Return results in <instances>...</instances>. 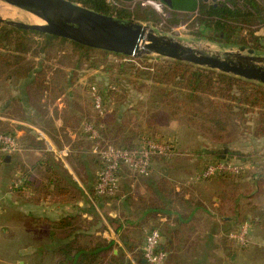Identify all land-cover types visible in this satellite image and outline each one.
Here are the masks:
<instances>
[{
	"label": "trees",
	"instance_id": "16d2710c",
	"mask_svg": "<svg viewBox=\"0 0 264 264\" xmlns=\"http://www.w3.org/2000/svg\"><path fill=\"white\" fill-rule=\"evenodd\" d=\"M70 1L99 14L136 23H148L156 29L162 27L163 19L152 9H139L132 13L118 5L135 0H118L121 3H113L110 0ZM175 2L177 9L170 10L167 7L170 10V17L167 20L169 27H178L183 23L184 19L180 13L196 11L198 14L196 24L199 25L196 33L198 39L216 43L223 49L246 47L259 55H264V34L256 35L258 29L262 28L264 31V4L261 0H224L217 3L206 0H175ZM35 37H39L42 42H35ZM58 45L73 47V51L79 57L77 69L81 67L82 61H87L88 70H97L104 74V76L97 77L100 83L97 78L90 80L86 86V92L91 98L92 87H96L103 97L106 116L112 112L115 113V119L112 121L95 122L98 127L103 125L102 136L115 147L132 150L140 145V141L136 142L128 136L121 121L123 113L138 111V107L131 108L127 101L135 96L132 95L133 91L136 94L139 92L138 86H143L144 82L150 83L156 93L147 96L145 92H140L145 94L144 100L149 102L151 99L147 106L150 107L151 116L156 118L157 122L161 119L167 125L186 117L194 126H208L214 133L229 135L233 133L232 130H239V122L256 117L260 126L255 136L260 139L264 138V84L162 57L149 56L134 59L85 47L56 36L21 30L0 23V80L18 84L19 92L37 102L43 99L45 103L54 106L56 101L64 96L61 98L65 107L63 120L68 125L72 126L75 123L79 111L76 101L80 95L71 91L74 85L70 78L72 73L58 71L50 74L52 68L48 63L51 60L52 51ZM94 53L99 56V59H96ZM110 55L128 59L130 62L114 64L108 61ZM153 60L161 61V63L156 66L151 63ZM130 85L132 90L128 88ZM115 99L118 100V104L116 108H113L112 103ZM147 131L150 132V128L143 127L136 134L137 140H142V137L146 138ZM85 135L88 136V134ZM226 144L228 143L223 144V147ZM227 148L224 150L221 147L219 150L209 151L210 154L206 151L204 156L211 159V162L203 169L213 163L231 162L229 157L233 155V152H229ZM255 155H249L246 159L244 158L245 160L243 159L244 165L248 162L251 166L247 170L238 175L223 174L219 177L230 175V179H235L239 184L250 180L251 187L253 186L251 192L264 194V154ZM50 159L47 157L45 161L48 168L54 166ZM123 173L124 170L120 171V178ZM138 178H141V183L148 188L151 198L147 199L142 194L137 198L139 205L136 211L137 221L130 223L132 225L143 226L144 229L145 226L148 227L149 224L155 223L157 214L167 216L171 220L176 205L184 203L190 207L194 204V200L189 196L190 190L179 186L164 174L155 175L152 169L150 176ZM55 183V177H53L51 184ZM28 184L26 180L25 187ZM233 187L237 188L236 185ZM120 192L119 190L115 197L109 199L120 200L124 196H121ZM93 194L100 208L101 204H106L107 198L98 196L96 192ZM241 195L239 191L232 193L227 198L228 201H222V203L229 206L230 203L238 202ZM261 211L263 213L251 219L252 226L256 225L257 219L264 221V207ZM225 218L228 222H232V218L228 216ZM225 218L224 221H226ZM177 220L182 226L185 225L183 222L187 219L181 216ZM107 221L116 233L124 227V223L122 224L118 219L108 218ZM235 224L237 225V222ZM241 226H235L236 228L231 232L237 231ZM172 235L176 239L179 238L178 232H172ZM46 245L50 249L49 252L55 256L57 264H143L144 260L142 242L139 244L133 242L128 246L126 244L127 250L135 261L133 263L122 252L114 254L116 248L114 241L86 234L81 223L77 225L75 219L70 217L51 223Z\"/></svg>",
	"mask_w": 264,
	"mask_h": 264
},
{
	"label": "crops",
	"instance_id": "0c3cea01",
	"mask_svg": "<svg viewBox=\"0 0 264 264\" xmlns=\"http://www.w3.org/2000/svg\"><path fill=\"white\" fill-rule=\"evenodd\" d=\"M10 85L8 81L0 80V88L9 89ZM15 88V91L9 89L8 96V93L0 96V133L14 136L20 148L15 154L0 153V264H57L55 256L46 245L48 232L51 223L66 217L74 218L77 225L81 223L86 234L114 241V254L122 252L135 263L126 248V244L131 245L134 241L128 238L131 236L122 238L121 232L132 226L136 227V224L130 223L137 221L136 214L133 213L139 207L137 198L125 195L115 203V209H111L114 204L111 199H107L106 204H101V208L94 200L93 193L101 163L93 153L94 142L85 135L83 124H96L95 121L88 120L87 115L78 111L75 123L68 125L63 120L65 107L61 98L64 96L53 106L43 99L37 102L27 98L24 93L19 92L18 84ZM95 118L103 122L96 115ZM47 157L54 164L51 168L45 163ZM177 157L179 155L175 159ZM169 161L155 160V175L164 174L174 181L184 179L181 170L171 171V166L158 165ZM53 177L56 181L54 185L51 184ZM20 180L21 185L18 183ZM26 180L29 184L25 187ZM189 181L191 177L181 186L191 189L189 196L196 199L194 204L190 207L184 203L176 205L171 220L157 214L154 223L156 229L161 230V248L167 253L166 264H223V253L217 248V240L222 236L224 228L217 226L215 220L211 223L214 225L212 231L200 235L205 238L203 249L199 248L195 254L190 253V261L182 259L189 256V248H185V241L188 242L189 239H176L172 235V232H178L180 228L177 220L179 217L187 219L183 224H188L192 219L206 215L207 210L202 209H208L206 203L214 208L222 205L223 196L219 190L223 185L209 186L212 181L196 184L194 187L199 190L195 198ZM139 189L140 195L151 198L148 188L142 183ZM229 193L231 195L233 192ZM106 218H119L124 223L123 229L116 233ZM144 241L143 237L141 249ZM257 243L262 245L261 242ZM213 257L214 260L211 259Z\"/></svg>",
	"mask_w": 264,
	"mask_h": 264
},
{
	"label": "rangeland",
	"instance_id": "374dc122",
	"mask_svg": "<svg viewBox=\"0 0 264 264\" xmlns=\"http://www.w3.org/2000/svg\"><path fill=\"white\" fill-rule=\"evenodd\" d=\"M110 1H112L113 3H121L118 0ZM144 1L146 2V0H135L133 2H127L118 5L119 7H123L125 10L132 13L137 12V10L139 9H152L163 19L162 27L156 29L153 28L151 24H141L148 25L152 27L156 31V33L175 38L182 41L186 45L197 47L198 45L202 44L205 46H209V49L211 51L218 52H223L231 49H239H223L216 43L198 39L196 37V33L199 30V25L196 24V21L198 19L197 13H180V16L184 19L183 23L178 27H169L167 20L170 17V10L165 6H163V9H161V11L150 4H146L145 6H143V4L145 3ZM155 2L159 3L160 1L156 0ZM261 2L264 4V0H261ZM32 17L35 18L34 15L26 11L0 1V18L9 21L33 24ZM263 34V29H258L256 35L261 36ZM35 42L39 43L42 42V40L39 37H35ZM72 48L73 47L71 45H58V47L52 51L51 60L48 63V65L52 68V72L50 74L57 73L58 71H61V73H72L70 77L74 82L72 90L74 91V94L80 95V98L76 101L77 109H79V111H82V114H84V116L87 115V118H89L88 120L99 122V120L95 118L91 98L86 92V86L88 85V83H90V80L102 75L104 76V74L97 70H88L87 65H89V63L87 61H82L81 67L77 69L76 65L79 62V57ZM94 56L96 57V59H99V56L97 54L94 53ZM260 56L264 57V55ZM151 57L156 58L159 56L153 55ZM108 61L114 64L130 62V60L128 59L119 58L114 55L108 56ZM151 63L158 66L161 61L156 62V60H153ZM10 84L11 85L9 89L11 91H15V89L17 90V88H15V86L17 85L16 83L11 82ZM142 85L143 86L141 87L138 86L139 92L136 94V92L133 91L132 95L135 96L127 101V103L131 105V108H134V106L135 108L138 107V111L132 113H123L121 125L123 126V129L127 131L128 136L136 140V142L140 141L139 143H141L144 138L142 137V140H137L136 134H138V132H140L143 127H148L150 128V132H146V138H153L158 141L173 142L175 144V149H177L176 156L179 155V157H177V159L174 158L169 162H161L158 165L165 167L171 166V171L181 170L184 173V179H175V182L179 186H181V184H184V182L188 181L191 177V181L189 182H191L190 184H192L190 186L193 188L194 195L199 190L198 187H194V185H198L201 182L207 181H212L209 183V186H211L210 184H212V186L223 185L219 190V192L222 191L221 194L223 196V202L228 201L227 198H229L230 196V191H232L233 193L239 191V193L242 194V197L238 199V202L232 203L234 205L230 203L229 206H225V204L222 203V205L224 204V207L220 205V207L214 208L213 206H210L208 203H206V207L208 209L202 208L203 211L207 210L206 215L202 214L199 218H194L192 219V221H189L188 224L180 226V228L178 229L179 239H181L182 237H186L189 239L188 242L185 241V248H189V256L182 259L190 261L192 258L190 256V253L195 254L197 252L196 250H199V248L203 249L202 245L205 241V238H202L200 235L205 232L212 231L214 225L212 226L211 223H214L215 220V222H217V226L220 225L222 228H224L222 236L217 240V248H220L223 253V264H264V221L262 222V219H257V223H255L256 225L252 226L251 224V219L253 218V216L255 217L263 213V211L261 210L264 207V194H254L253 192H251V188L253 186L251 187L250 180H247L243 184H239L235 179H230V175L228 177H219V175H223L219 174L207 180H197L198 173L203 170V167H205V165L211 162V159H208V157L204 156L206 151H208V154H210L209 151L219 150L221 147L222 149L228 147L227 149L229 150V152H233V155L230 156L229 159L231 163L236 165H243L244 160L249 155L256 156L255 154L257 153L264 154V138L260 139L255 136L256 130L260 126L259 123H257V118L252 117V119H247L248 122H239V130H232L233 133H230L229 135H219L218 133H214L209 129L208 126H194V124L190 122V120L186 117H182L179 120L170 122L166 125L161 119L157 122V119L151 116L152 113H150V107L147 106L150 103L151 99H149L148 102V100H144L143 97L145 96V94L147 96H152L156 93H154L150 83L144 82ZM128 88L131 89L132 86L130 85V87ZM9 89L1 87L0 96H2L3 94L6 95V93H8L6 95L8 96L10 93ZM140 92H145V94L143 95ZM143 101L144 103H142ZM117 104L118 100L115 99L112 103V105H114L113 108H116ZM113 119H115L114 112L106 116L103 119V122H106V120L112 121ZM225 143L228 144L223 147V144ZM245 163H247V165L245 166H248V168L251 167L248 162ZM120 181L121 196H132L134 199L140 196L139 185L141 184V178H138L129 171L124 170ZM234 185L237 186L236 189L235 187L233 188ZM194 197L196 198V195ZM111 201L114 203L111 206V209H115V203L118 200L113 199ZM197 203L199 205H202L199 201H197ZM225 203L227 204V202ZM136 211L137 208H135V211L133 213L136 214ZM227 216L232 218V222L224 221V218ZM135 217H137V215ZM234 221L237 222L238 226L248 224L250 227L248 243L246 246H241L240 244L229 238V234L231 233V231L237 227ZM152 225L154 226V223L149 224L148 227L145 226L144 229L143 226H132V228L122 231L121 236L122 238H125V236H131L128 238H131L134 243L139 244L140 242H142V238H145L148 230L153 228ZM196 235L198 237H195ZM257 242H261L262 245ZM211 259L214 260V257ZM166 263L167 262H165L164 264Z\"/></svg>",
	"mask_w": 264,
	"mask_h": 264
},
{
	"label": "water",
	"instance_id": "95a60500",
	"mask_svg": "<svg viewBox=\"0 0 264 264\" xmlns=\"http://www.w3.org/2000/svg\"><path fill=\"white\" fill-rule=\"evenodd\" d=\"M26 11L44 25L26 24L0 18L1 24L21 30L56 36L92 49L131 58L159 56L209 68L245 80L264 84V57L241 47L223 52L209 46L192 47L175 38L161 35L148 26L99 14L70 0H0ZM170 10L175 0H162ZM143 264H147L143 260Z\"/></svg>",
	"mask_w": 264,
	"mask_h": 264
},
{
	"label": "built area",
	"instance_id": "2783aa9c",
	"mask_svg": "<svg viewBox=\"0 0 264 264\" xmlns=\"http://www.w3.org/2000/svg\"><path fill=\"white\" fill-rule=\"evenodd\" d=\"M156 0H146L143 4H150L156 9H163V3ZM208 2H222L224 0H206ZM93 110L97 118L104 119L107 112L104 106L103 97L98 93L96 87H92L91 94ZM102 126L94 122H85L83 131L88 134L94 142L93 153L98 156L101 169L95 192L104 198H113L117 195L121 186L120 171L127 170L137 177H148L151 175L153 163L156 159L172 160L176 157L175 144L168 141H158L151 138H144L139 147L129 150L115 147L105 140L101 134ZM16 138L9 134L0 133V153L5 155L15 154L19 151ZM247 165V164H245ZM233 164L231 162H217L207 166L197 175V180H207L219 174L238 175L248 169V166ZM19 185L22 184L20 180ZM1 212V211H0ZM250 227L243 224L237 231L231 232L229 238L241 246L248 243ZM162 235L156 228L148 230L143 245V259L147 264H164L167 260V253L161 249Z\"/></svg>",
	"mask_w": 264,
	"mask_h": 264
},
{
	"label": "bare ground",
	"instance_id": "6f19581e",
	"mask_svg": "<svg viewBox=\"0 0 264 264\" xmlns=\"http://www.w3.org/2000/svg\"><path fill=\"white\" fill-rule=\"evenodd\" d=\"M35 18L39 21V23H35V24H37V25H44V22L42 20L38 19L37 17H35Z\"/></svg>",
	"mask_w": 264,
	"mask_h": 264
},
{
	"label": "flooded vegetation",
	"instance_id": "af4514ba",
	"mask_svg": "<svg viewBox=\"0 0 264 264\" xmlns=\"http://www.w3.org/2000/svg\"><path fill=\"white\" fill-rule=\"evenodd\" d=\"M32 18H33L32 21H33L34 24L35 23H39V21L36 18H34V17H32Z\"/></svg>",
	"mask_w": 264,
	"mask_h": 264
}]
</instances>
